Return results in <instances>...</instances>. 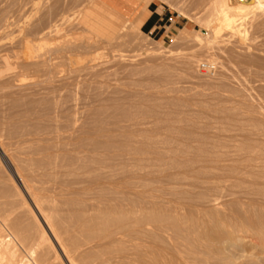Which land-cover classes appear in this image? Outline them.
Returning a JSON list of instances; mask_svg holds the SVG:
<instances>
[{
  "label": "rangeland",
  "instance_id": "rangeland-1",
  "mask_svg": "<svg viewBox=\"0 0 264 264\" xmlns=\"http://www.w3.org/2000/svg\"><path fill=\"white\" fill-rule=\"evenodd\" d=\"M96 1L0 0L11 264H182V239L194 264H264V0H237L230 26L221 0H138L176 21L164 39ZM111 205L162 211L173 229L140 233L148 250L90 239L84 223Z\"/></svg>",
  "mask_w": 264,
  "mask_h": 264
},
{
  "label": "bare ground",
  "instance_id": "bare-ground-1",
  "mask_svg": "<svg viewBox=\"0 0 264 264\" xmlns=\"http://www.w3.org/2000/svg\"><path fill=\"white\" fill-rule=\"evenodd\" d=\"M217 1V0H216ZM235 3H233V1L231 0H221L220 2V12L224 18H222L223 24L230 26L229 25V19L230 17L233 15L230 14V12H235L238 10H243V6L237 1L234 0ZM254 2V1H253ZM255 3L260 4L259 0H255ZM245 10V9H244ZM219 12V11H218ZM240 15H241V11H239ZM236 14V13H235ZM231 15V16H230ZM233 19V18H232ZM234 21V20H232ZM231 23V21H230ZM214 27V26H213ZM215 29V28H213ZM120 205V204H119ZM126 205V204H125ZM118 206V205H117ZM115 206H110L107 207L105 209H101L98 210L97 213L93 214L94 217L90 218L89 221L87 220L86 223H84V227H85V235H90V239L93 237V239H104L103 242L106 240H111V242H115L117 243V246H122L123 248V244L125 242H128L129 244H125V245H129L130 247H132L131 250H133L134 248H136L135 251L140 250V248H142L141 250L147 249V243L143 244V241L141 240V237H139L140 233H142L143 231L149 230V229H156V230H160L161 232H167L169 230H172L173 225H172V221H170L169 225L167 224V221L169 222V220H166L168 218L166 214L163 215V212H159V211H155V210H149L152 208H141V207H117ZM145 207V206H143ZM92 210V209H91ZM90 210V211H91ZM95 211V210H93ZM51 212V211H50ZM90 213V212H88ZM83 214H86L85 212ZM168 214V213H167ZM171 214V213H169ZM90 216V214H88ZM87 215V217H88ZM84 216V215H82ZM81 216V217H82ZM173 215H171V217L168 215V217H170V219L172 218ZM177 216V215H176ZM182 216V214H181ZM184 219H182L184 221L185 224H189L188 222L190 221L192 222V216L188 217L190 219H186L185 215ZM190 216V215H189ZM46 218V217H45ZM48 218V217H47ZM89 218V217H88ZM177 217H173V219H175ZM183 218V217H181ZM83 218H81L82 220ZM172 219V220H173ZM180 219V217H179ZM178 219V220H179ZM85 220V219H83ZM181 220V219H180ZM179 220V222H180ZM181 220V222H182ZM189 220V221H188ZM194 220V219H193ZM198 220V219H197ZM176 222V220H174ZM173 221V222H174ZM76 222V221H75ZM174 222V224L176 225V223ZM187 222V223H186ZM209 222V221H208ZM79 223V222H78ZM81 223V222H80ZM79 223V224H80ZM183 223V224H184ZM198 223V222H197ZM182 224V225H183ZM195 224V223H193ZM174 225V226H175ZM178 225H181L180 223H178ZM81 226V225H80ZM184 226V225H183ZM186 226V225H185ZM184 226V228H185ZM194 226V225H193ZM182 227V226H181ZM191 227V226H190ZM171 228V229H170ZM80 229V228H79ZM82 229V227H81ZM176 229V228H175ZM74 230V229H73ZM190 231V229H189ZM82 232V231H81ZM147 232V231H146ZM84 233V232H82ZM190 233V232H189ZM38 234V233H37ZM74 235V234H73ZM139 235V236H138ZM142 235H144L142 233ZM184 236V234H183ZM190 236V235H189ZM76 237V236H75ZM84 238V237H83ZM194 238V237H193ZM251 238V237H250ZM74 239V238H73ZM170 239V238H169ZM195 239V238H194ZM37 240V239H36ZM86 240V239H85ZM127 240V241H126ZM192 241V239H190ZM14 241V240H13ZM97 241V240H96ZM182 242H179V246L183 247L184 249H179L177 251V254L179 255V261L182 264H194V259H190L192 257H190V254L188 253V246L187 244H189L188 242H186V240H181ZM46 242V238H45V234L44 231L41 230V234L38 238V243L37 245H41L42 243ZM88 242V241H87ZM99 242V241H98ZM110 242V241H109ZM108 242V243H109ZM193 242V241H192ZM196 242V241H195ZM208 242V241H207ZM34 243V242H32ZM72 243V241H71ZM70 243V244H71ZM107 243V242H106ZM194 243V242H193ZM201 243V242H199ZM69 244V245H70ZM105 245V243H104ZM149 245V244H148ZM187 245V246H185ZM36 246V245H35ZM38 247V246H36ZM40 247V246H39ZM71 247V245H70ZM126 247V246H125ZM151 247V246H150ZM191 247V246H190ZM189 247V248H190ZM197 248L196 246H192ZM34 248V247H33ZM73 248V247H71ZM149 248V247H148ZM74 249V248H73ZM121 249V248H120ZM124 250V249H121ZM145 250V251H146ZM196 250V249H195ZM217 251V250H216ZM115 252V251H114ZM157 252V251H156ZM191 252V251H189ZM193 252V251H192ZM198 252V251H197ZM138 254V253H137ZM193 254V253H192ZM199 254V253H198ZM197 255V254H195ZM139 256V255H138ZM175 256V255H174ZM233 256V255H232ZM14 257V250L13 247H11V240L9 238H7V236L3 235L0 233V264H11L12 262V258ZM140 257V256H139ZM143 259V256H141ZM152 258V257H151ZM15 259H13L14 261ZM128 260V259H127ZM140 260V259H139ZM201 260V259H200ZM141 261V260H140ZM144 261V259H143ZM17 262V261H16ZM19 262V261H18ZM71 262V261H70ZM142 263V262H141ZM140 263V264H141ZM145 263V262H144ZM201 263V262H200ZM208 263V262H207ZM17 264V263H16ZM19 264V263H18ZM75 264V263H74ZM139 264V263H138ZM196 264V262H195ZM198 264V263H197Z\"/></svg>",
  "mask_w": 264,
  "mask_h": 264
},
{
  "label": "crops",
  "instance_id": "crops-1",
  "mask_svg": "<svg viewBox=\"0 0 264 264\" xmlns=\"http://www.w3.org/2000/svg\"><path fill=\"white\" fill-rule=\"evenodd\" d=\"M96 6L115 16L119 14L125 18H136L145 33L160 36L162 39L169 37L176 29V21L164 13V10L154 2H149L143 10L139 9L138 0H97ZM169 19H171V23H169ZM82 21L97 32L107 31L108 33V30L114 29L106 23L105 18L91 11L84 12Z\"/></svg>",
  "mask_w": 264,
  "mask_h": 264
},
{
  "label": "built area",
  "instance_id": "built-area-1",
  "mask_svg": "<svg viewBox=\"0 0 264 264\" xmlns=\"http://www.w3.org/2000/svg\"><path fill=\"white\" fill-rule=\"evenodd\" d=\"M199 71L202 74H212L214 71V66L213 64L209 63V62H202L199 65Z\"/></svg>",
  "mask_w": 264,
  "mask_h": 264
}]
</instances>
